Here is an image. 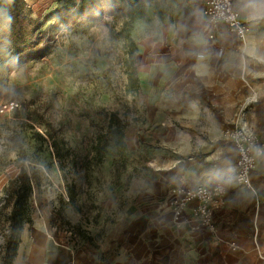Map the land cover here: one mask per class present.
<instances>
[{"label": "crops", "instance_id": "crops-1", "mask_svg": "<svg viewBox=\"0 0 264 264\" xmlns=\"http://www.w3.org/2000/svg\"><path fill=\"white\" fill-rule=\"evenodd\" d=\"M137 1L131 39L147 63L140 79L156 83L172 71L171 86L142 87L160 95L145 125L161 144L142 165L145 177L124 188V206L106 215L108 224L93 231L91 242L74 245L51 230L46 239L44 224L33 234L23 228L15 262L264 264V0H232L248 27L243 39L210 23L204 0ZM94 2L112 17L129 5ZM241 122L262 146L250 188L234 179L236 153L226 135ZM216 182L225 194L213 209L212 230L197 225L194 202L174 218L173 191Z\"/></svg>", "mask_w": 264, "mask_h": 264}, {"label": "rangeland", "instance_id": "rangeland-1", "mask_svg": "<svg viewBox=\"0 0 264 264\" xmlns=\"http://www.w3.org/2000/svg\"><path fill=\"white\" fill-rule=\"evenodd\" d=\"M26 2L33 17L46 21L47 52L11 70L0 87V108L11 101L18 105L0 112V198L22 167L30 178L32 208L23 228L33 234L35 225L44 224L45 237L51 230L81 245L108 224L106 215L121 210L124 188L145 177L142 165L161 144L145 115L154 112L160 95L142 87L171 86L172 71H159L156 83L141 80L147 63L136 55L135 42L131 47L119 34L121 18L103 13L95 2L85 1L74 13L55 11L57 0ZM129 32L135 36L132 26ZM133 69L136 81L128 74ZM181 76L187 80L186 73ZM4 205L0 199V264H6L10 210ZM11 264H17L15 257Z\"/></svg>", "mask_w": 264, "mask_h": 264}, {"label": "trees", "instance_id": "trees-1", "mask_svg": "<svg viewBox=\"0 0 264 264\" xmlns=\"http://www.w3.org/2000/svg\"><path fill=\"white\" fill-rule=\"evenodd\" d=\"M92 3V0H90ZM127 7L118 8L119 12L113 14L114 18H121L119 34L125 37L128 45L135 47L131 39L129 29L136 17L134 12L137 0H128ZM108 9L110 3L117 4L118 0H103ZM85 1L80 0H57L55 11L63 13H74L80 10ZM33 10L26 0H0V87L6 80V74L18 68L29 60L41 59L47 52V25L45 20L32 16ZM135 52L131 50L130 57H134ZM129 77L136 81L134 69L130 71ZM118 131V128L115 129ZM110 126L106 134H110ZM42 138L41 135H37ZM43 139V138H42ZM100 140V139H99ZM98 140V141H99ZM109 141L105 140L103 147ZM52 147L55 157L61 158L57 142L53 140ZM31 184L30 178L20 167L19 173L9 179L2 190V196L6 206L10 210L5 215L8 224V232L4 236L5 257L4 262L11 264L16 255L20 242L21 232L25 223L31 222L32 208L30 204Z\"/></svg>", "mask_w": 264, "mask_h": 264}, {"label": "built area", "instance_id": "built-area-1", "mask_svg": "<svg viewBox=\"0 0 264 264\" xmlns=\"http://www.w3.org/2000/svg\"><path fill=\"white\" fill-rule=\"evenodd\" d=\"M204 15L212 24H223L238 38L243 39L248 33V27L241 19L238 9L232 0H204ZM220 54V51H219ZM16 102L11 101L0 108L15 110ZM227 138L232 142L236 153L233 167L234 179L238 184L251 187L250 174L256 166V159L262 153V146L257 135L247 124L241 122L238 126L226 131ZM224 186L220 182L210 185H197L180 188L172 192V213L176 220L183 214L189 203H196L193 216L199 227L213 229V209L224 204Z\"/></svg>", "mask_w": 264, "mask_h": 264}, {"label": "bare ground", "instance_id": "bare-ground-1", "mask_svg": "<svg viewBox=\"0 0 264 264\" xmlns=\"http://www.w3.org/2000/svg\"><path fill=\"white\" fill-rule=\"evenodd\" d=\"M45 238L47 239V233H46V237H45ZM46 239H45V240H46Z\"/></svg>", "mask_w": 264, "mask_h": 264}]
</instances>
